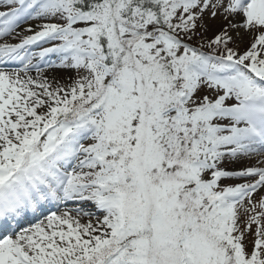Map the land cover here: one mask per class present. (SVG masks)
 <instances>
[{
    "label": "snow or ice",
    "instance_id": "obj_1",
    "mask_svg": "<svg viewBox=\"0 0 264 264\" xmlns=\"http://www.w3.org/2000/svg\"><path fill=\"white\" fill-rule=\"evenodd\" d=\"M0 264H264V0H0Z\"/></svg>",
    "mask_w": 264,
    "mask_h": 264
},
{
    "label": "rangeland",
    "instance_id": "obj_2",
    "mask_svg": "<svg viewBox=\"0 0 264 264\" xmlns=\"http://www.w3.org/2000/svg\"><path fill=\"white\" fill-rule=\"evenodd\" d=\"M206 23L209 25V27H208V31L205 33V35L207 36V37H211L213 34H214V32L223 24V20H222V18L221 17H217L215 20H212V19H209V18H206ZM11 42H15V41H11ZM239 44H240V47L243 49L246 45H247V42H248V36L247 35H244L243 36V38L242 39H240V40H238L237 41ZM46 75H48L49 76V78H52V77H56L57 79H61V78H63V79H67V77L69 76V75H72L71 73H68V72H65V71H61V70H56V71H53V72H51L50 74L48 73V74H46ZM62 82H63V80H62ZM247 160V159H246ZM245 160V161H246ZM244 161V162H245ZM249 161V163H247L246 164V166H248V165H250L251 163H253V161L252 160H248ZM226 164H227V167L229 168V169H231L232 167H230V165H232V164H228L227 162H226ZM242 166H244V164L242 163L241 165H238V167H242ZM237 167V168H238ZM226 183H230V182H233V181H225ZM238 182V181H237Z\"/></svg>",
    "mask_w": 264,
    "mask_h": 264
},
{
    "label": "bare ground",
    "instance_id": "obj_3",
    "mask_svg": "<svg viewBox=\"0 0 264 264\" xmlns=\"http://www.w3.org/2000/svg\"><path fill=\"white\" fill-rule=\"evenodd\" d=\"M53 72V71H51ZM51 72H47L46 74H50ZM34 74V73H33ZM246 160V159H245ZM240 160L238 162H235V163H231L232 165H230V167H232L231 169H239L240 167H238V165H241L242 163L244 164V166H246L247 163H249L248 160ZM245 161V162H244ZM238 167V168H237ZM243 167V166H242Z\"/></svg>",
    "mask_w": 264,
    "mask_h": 264
}]
</instances>
